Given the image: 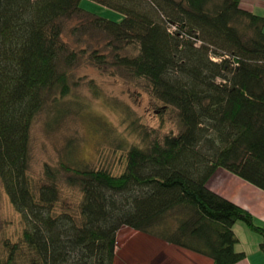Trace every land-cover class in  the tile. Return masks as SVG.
I'll return each instance as SVG.
<instances>
[{"label":"trees","instance_id":"16d2710c","mask_svg":"<svg viewBox=\"0 0 264 264\" xmlns=\"http://www.w3.org/2000/svg\"><path fill=\"white\" fill-rule=\"evenodd\" d=\"M92 1L122 18L88 12L80 0H0V182L23 222L19 239L2 244L0 264H113L121 226L235 264L244 254L234 250L232 225L241 221L264 252V222L206 186L223 168L264 191V16L240 0ZM80 16L70 31L102 33L110 61L62 40ZM83 57L123 70L175 111L179 129H145L119 174L61 162L77 196L69 206L48 165L33 187L29 131L48 105L56 107L50 122L62 116L69 70Z\"/></svg>","mask_w":264,"mask_h":264},{"label":"rangeland","instance_id":"374dc122","mask_svg":"<svg viewBox=\"0 0 264 264\" xmlns=\"http://www.w3.org/2000/svg\"><path fill=\"white\" fill-rule=\"evenodd\" d=\"M79 4L84 10L112 21L122 18L121 13L92 0H80ZM254 12L264 16L263 9L256 8ZM80 22H84L83 16L69 20L62 32V40L76 51H85L84 54L97 49V53L110 61L112 50L102 33L70 31V27L78 26ZM101 67L80 58L69 70L70 94L57 106L62 107V116L58 121L50 122L56 107L48 105L30 127L28 176L34 187L43 179L45 165L59 171L61 205L73 206L77 197L75 189L63 182L65 173L60 171L61 162L72 166L86 163L119 174L124 168L125 150L130 145L144 144L145 129L159 133H174L179 129L171 107L161 108V104L148 96L144 86L135 83L123 70L108 64ZM22 228L21 216L11 205L0 182V255L2 244L17 241ZM131 233L127 227L119 230V246L113 264L118 261L132 263L135 254H139L135 249L138 251L141 247L133 246Z\"/></svg>","mask_w":264,"mask_h":264},{"label":"crops","instance_id":"0c3cea01","mask_svg":"<svg viewBox=\"0 0 264 264\" xmlns=\"http://www.w3.org/2000/svg\"><path fill=\"white\" fill-rule=\"evenodd\" d=\"M240 7L251 12H254L256 8L264 10V1L240 0ZM206 186L222 197L246 209L253 216L256 223L264 222L263 190L223 168H216L212 172L206 181ZM122 227L126 226H121L118 229L115 246L116 252L119 246L118 234ZM128 229L132 232L130 238L133 240V246L138 249L141 247L138 251L135 249V252L139 254H135L134 261L128 264H213L211 259L203 255L167 243L155 236L131 228ZM232 230L237 239L234 244V250L243 252L244 254V258L235 264H264V252L259 248L260 235L250 230L241 221H236L232 225ZM142 248L147 250L145 251ZM117 264L127 263L125 261H122V263L118 261Z\"/></svg>","mask_w":264,"mask_h":264}]
</instances>
